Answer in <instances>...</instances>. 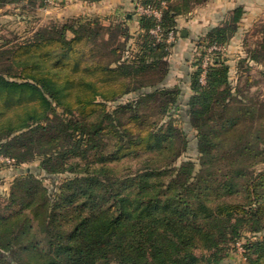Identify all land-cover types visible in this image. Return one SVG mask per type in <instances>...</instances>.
Returning a JSON list of instances; mask_svg holds the SVG:
<instances>
[{"label":"trees","instance_id":"16d2710c","mask_svg":"<svg viewBox=\"0 0 264 264\" xmlns=\"http://www.w3.org/2000/svg\"><path fill=\"white\" fill-rule=\"evenodd\" d=\"M201 1L167 0L160 20L139 16L138 33L83 15L10 51L24 68L0 69V154L13 159L0 178L34 160L71 175L49 186L28 167L0 190V264H230L246 231L247 264H264V171L252 169L264 161V99L239 97L222 53L205 84L192 69L185 121L200 161L178 163L190 139L173 121L182 90L165 84L173 42L150 29L166 36ZM241 16L211 28L207 45L228 44ZM126 158L141 164L110 165Z\"/></svg>","mask_w":264,"mask_h":264},{"label":"rangeland","instance_id":"374dc122","mask_svg":"<svg viewBox=\"0 0 264 264\" xmlns=\"http://www.w3.org/2000/svg\"><path fill=\"white\" fill-rule=\"evenodd\" d=\"M79 4L80 0H0V69H7L16 74L22 73L24 67L16 62L18 61L16 60L17 58H13L10 51L15 49L19 43L26 41L27 38H30L42 27L50 26L54 23L62 25L73 18L76 19L83 16V14L80 13L82 9ZM203 37L204 36L198 38L194 43L192 52L193 64L196 63L195 61L202 58L208 47L207 42L204 41ZM199 40L201 42H199ZM251 42L254 41L252 40ZM2 51H6V53H1ZM223 58V61L227 64V52L223 54ZM242 71V76L239 79L240 82L238 83L239 86L236 88V93H238L239 97H242V99L248 100L250 98H258L263 100L264 76H262L257 70L250 69L245 64L242 66ZM150 75L151 74H149V76ZM114 104H109V107H113ZM180 105V107H176L173 110V121L178 127L184 128L187 131L190 140L187 151L178 158V163L183 160L192 159L197 162V166H199L200 158L196 150V130L191 128L187 121H185L187 119L185 113L187 106L183 98ZM38 164L39 161L34 160L24 163L21 168H7L0 178V190L5 191V188L9 187L10 178L19 172L28 170V167H30L29 169L33 170L44 181V183L49 186L52 185L51 183H58L71 175L70 172L67 171L51 175L46 170L39 168ZM140 164L141 163H138L135 158H126L121 162L110 163V165L118 171L134 169ZM252 169L255 170V173L264 171V161L255 163L252 166ZM2 197L3 194H0V203H2L1 205L3 206L4 200H2ZM12 210L13 208L7 209L5 213H10ZM247 238L253 240L255 235L251 232H243L242 238L238 244L247 241ZM228 252L229 255L226 257L228 263L247 264L246 259L243 253L239 251L237 244L231 243Z\"/></svg>","mask_w":264,"mask_h":264},{"label":"crops","instance_id":"0c3cea01","mask_svg":"<svg viewBox=\"0 0 264 264\" xmlns=\"http://www.w3.org/2000/svg\"><path fill=\"white\" fill-rule=\"evenodd\" d=\"M137 1L80 0V13L84 16H97L104 25L122 22L134 31L139 21L135 9ZM237 8L242 9V16L236 32L227 44V64L231 79L239 81L244 64L264 76V58L252 55L253 49L264 46V0H202L194 4L190 11L177 17L179 34L170 48L166 85L181 88L185 94L181 93V100L183 98L186 101L192 94L190 78L195 41L205 36L211 28L229 20ZM138 29L135 32L138 33Z\"/></svg>","mask_w":264,"mask_h":264},{"label":"built area","instance_id":"2783aa9c","mask_svg":"<svg viewBox=\"0 0 264 264\" xmlns=\"http://www.w3.org/2000/svg\"><path fill=\"white\" fill-rule=\"evenodd\" d=\"M166 6H167V0H162L159 5H152V4L143 5L141 3H137L136 12L138 13L139 16L146 14V15H151L156 19L160 20L162 18ZM150 33H152L156 37L157 41L165 40L166 42H174L179 34V31L177 28H173L169 31V33L166 36H164L161 26L157 25L150 29ZM226 52H227V44L213 43L208 45L202 58L195 61L196 63L193 64V68L194 69L201 68V72L199 76V80L201 83L203 84L206 83L208 69L211 65L215 64L218 55L220 53L224 54ZM12 162H13L12 158L0 154V169L6 165H10ZM237 247L239 248V251L243 253L244 251L243 245L237 244Z\"/></svg>","mask_w":264,"mask_h":264}]
</instances>
